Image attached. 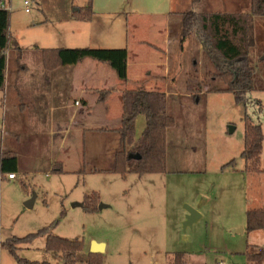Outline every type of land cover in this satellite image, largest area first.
<instances>
[{
	"label": "rangeland",
	"instance_id": "1",
	"mask_svg": "<svg viewBox=\"0 0 264 264\" xmlns=\"http://www.w3.org/2000/svg\"><path fill=\"white\" fill-rule=\"evenodd\" d=\"M24 1L29 2L28 13ZM224 1L209 0L206 9L202 4L188 8L198 12L220 11L217 6H223ZM85 2L0 0V7L10 12L11 37L22 49L10 51L7 116L0 112V149L13 150L19 161L14 179L0 180V240L23 237L54 223L49 230L51 235L83 242V250L75 255V264H88L92 241L106 248L100 253L101 264H175L176 255L180 254L183 264H246L248 246L264 249V229L245 231L246 211L264 210V90L248 94L251 103L247 105L236 104L230 93H207L204 86L220 88L222 84L207 77L213 67L193 34L182 48L179 37L170 47L166 54L169 74L158 80L156 74L150 77L158 84L159 91L167 94V114L174 119V126L167 130V164L163 174L141 177L128 174L122 178L117 174L74 173L82 165L85 169L105 168L117 148L114 133L87 132L81 143L75 134L77 128L72 127L67 142L62 143L63 134L57 133L56 126L49 127L42 121L33 129L13 121L18 106L32 100L31 83L43 73L49 75L41 65L36 46L66 47L69 43L59 41L55 35L69 32L62 20ZM241 8L236 12L247 10ZM33 20L45 24L30 28ZM171 20L173 29L181 33L180 19ZM119 21L121 34L129 35L130 43L142 39L160 44L147 24L141 23L139 30L128 34L124 18ZM130 21L135 20L130 18ZM252 31L254 45L249 56L264 87V18H253ZM143 57L150 60V52ZM131 73L126 84L115 73L113 77L123 88L124 84L127 89L143 88L139 85L141 81H132ZM189 82L199 83L201 87L196 99L187 89ZM58 98H48L44 104L55 106ZM63 98L73 106L77 96ZM106 103L116 107L115 94ZM245 115L261 126L259 173L246 172L240 156ZM140 119L135 122V139L144 128V118L140 116ZM75 141L84 155L70 152L69 143ZM61 148L68 150L69 155H60L57 161H62V168L68 172L51 173L52 158ZM107 149L109 158L105 154ZM93 193L98 196L97 207H105L86 212L81 203L84 196ZM188 207L201 213L191 225L183 224ZM44 247L45 238L41 237L19 246L16 254L31 262L63 264L60 257L46 252ZM0 264L17 263L1 249Z\"/></svg>",
	"mask_w": 264,
	"mask_h": 264
},
{
	"label": "trees",
	"instance_id": "2",
	"mask_svg": "<svg viewBox=\"0 0 264 264\" xmlns=\"http://www.w3.org/2000/svg\"><path fill=\"white\" fill-rule=\"evenodd\" d=\"M203 0H191L196 5ZM92 0H86L83 7L73 12L75 21L89 22L92 18ZM181 33L180 42L193 34L199 42L203 53L210 61L213 70L207 73L212 81H220L222 87L204 86L207 93L233 95L236 104L251 103L248 94L264 90L259 82L256 70L249 56L254 45L252 23L253 18H264V0H249V11L246 13L198 12L187 10L179 13ZM10 12L0 7V101H3L5 85V52L17 50L16 42L9 34ZM40 60L46 71H53L61 66H74L85 59L108 66L122 81H126L127 51L125 48H46L40 49ZM193 99L201 91L199 83H187ZM111 91H98L97 100L104 102ZM144 118V128L138 138L134 137L135 120ZM174 126V119L167 114L166 95L163 92L125 89L121 93V117L117 129L110 132L117 135L118 145L105 168L85 169L84 165L77 174H117L124 178L128 174L139 177L147 174H163L166 172V135ZM262 131L260 124H253L248 116H244L243 150L241 158L245 162V171L261 172L259 169L262 150ZM138 157V159L136 158ZM233 162L228 165H232ZM17 156L11 151H0V177L17 171ZM50 172L63 174L60 163H55ZM0 179V180H1ZM98 196L93 193L84 196L81 207L86 212L97 210ZM63 215V212H61ZM246 233L264 229V210L250 209L245 214ZM50 224L35 233L23 237H10L0 240V250L7 251L17 264H48L47 262H31L21 259L16 251L21 245L32 243L35 239L45 238V251L60 257L63 264H75V255L83 250L84 244L77 240H67L49 233ZM183 255H176L175 264H183ZM246 264H263L264 249L248 246L245 252ZM88 264H101V255L90 253Z\"/></svg>",
	"mask_w": 264,
	"mask_h": 264
},
{
	"label": "crops",
	"instance_id": "3",
	"mask_svg": "<svg viewBox=\"0 0 264 264\" xmlns=\"http://www.w3.org/2000/svg\"><path fill=\"white\" fill-rule=\"evenodd\" d=\"M92 1L93 15L89 22L75 21L72 18L73 12L71 15H67L65 20H62L61 23H66V26L69 27L70 30L65 35H63L62 32L58 35L56 34L55 36L59 41L69 44H66V47L58 46L56 48H125L127 51L125 82L129 81V74L132 72V81H141L139 85L143 87L134 90L160 92L158 84L152 81V78L150 77L153 74H156L155 77L158 80L159 78H163L169 74V61L166 54L169 53L170 47L175 44L177 37H179V39H177L180 42V33L176 28L173 29L174 27L172 24L174 25V23L171 19L177 18L179 20V13L189 9L188 7L192 5L191 0ZM208 1L209 0H203L198 4H202V8L204 7V9H206V7L210 5ZM223 3V6H217L218 9H221L220 11L212 10L200 12L246 13V11L249 9V0H225ZM238 8H247V10L245 12H236V9ZM121 18H124L125 27L129 31L128 34H130L131 31L133 32L135 29L139 30L141 27L140 24L144 23L147 24L151 30H153V36H155L157 39H160V44L153 45L147 40L142 39H138V41L130 43L128 40L129 35L122 36L121 34L119 21ZM130 18L134 19L135 21H130ZM133 22L138 23L139 27L134 25ZM44 24L45 23L42 20H33V22H30L29 27L33 28ZM116 24L118 25L116 26ZM9 34L11 36L10 27ZM185 41L186 40L179 43V48L183 47L182 44H184ZM35 49L40 50L46 48L36 46ZM11 50H7L5 52V85L3 91V101H0V112L2 116H7L8 110V108L5 106V99L8 89L7 70L11 61ZM147 52H150L151 54L150 60H146V58L143 57V54H146ZM105 66L106 65L104 64L85 59L77 65L61 66L53 71H46L43 68L46 72H48L47 74L49 75L47 76L43 73L40 75L41 78L31 83L32 100L29 103H21L18 106V112L14 114L13 121L16 122L17 125L22 124L27 128L33 129L36 128L42 121L47 123L49 127L56 126L58 129L57 133L59 135L63 134L62 143L67 142V138L70 137V131L72 130V127L77 128L75 129V134L78 140H81V143H84L85 134L87 132L104 133L117 129L119 127L121 117V93L127 88L125 87L126 83L124 82L125 84L123 88V85H120L114 79V72L110 68L107 69V66ZM98 91H111V93L106 101L99 102L97 100ZM18 94L20 95V92ZM113 94H115V97L118 101L117 106L115 105L116 107L114 108L111 107L110 104L106 105V102L112 97ZM65 95L77 96V98H75L73 101V106L67 104V100L63 98ZM165 95L167 94L165 93ZM53 96H59L55 106H47L44 104V100H47ZM138 120H142L140 119V116L139 118H136L135 122ZM3 123L5 124L4 121ZM113 135L115 136V143L118 145L117 135ZM19 136L20 135H15V137ZM69 150L70 152L74 150V155H84V152L79 150L78 146H76V141L75 143H69ZM0 151L14 152L13 150L6 148H1ZM101 153L103 154L104 152L102 151ZM109 153L110 150L107 149L105 154H107L108 158ZM60 155L65 157L64 155H69V151L62 148L61 150L59 149L56 155H54L52 158L51 167L55 163H60L61 167L63 166L62 161H57V158H59ZM17 164L19 167L18 159ZM76 171H74V173ZM67 172V170L63 169V173ZM187 210L188 213L183 224L191 225L201 217V213L198 209L188 207ZM105 249L106 248L103 245L102 252Z\"/></svg>",
	"mask_w": 264,
	"mask_h": 264
},
{
	"label": "water",
	"instance_id": "4",
	"mask_svg": "<svg viewBox=\"0 0 264 264\" xmlns=\"http://www.w3.org/2000/svg\"><path fill=\"white\" fill-rule=\"evenodd\" d=\"M136 158L138 159V157H136ZM103 207H105V206L98 205L97 209H101ZM101 247L103 248V244L102 243H95V242L92 241V243L90 245V251H91V253L100 254V253H102V250H100Z\"/></svg>",
	"mask_w": 264,
	"mask_h": 264
},
{
	"label": "built area",
	"instance_id": "5",
	"mask_svg": "<svg viewBox=\"0 0 264 264\" xmlns=\"http://www.w3.org/2000/svg\"><path fill=\"white\" fill-rule=\"evenodd\" d=\"M24 5L26 6L25 7V12H28L29 11V7H28L29 2L28 1H24ZM5 178L11 180V179L14 178V175L13 174H8V175L5 176ZM0 179H1V177H0Z\"/></svg>",
	"mask_w": 264,
	"mask_h": 264
},
{
	"label": "bare ground",
	"instance_id": "6",
	"mask_svg": "<svg viewBox=\"0 0 264 264\" xmlns=\"http://www.w3.org/2000/svg\"><path fill=\"white\" fill-rule=\"evenodd\" d=\"M95 248V247H94ZM100 250H102V247L100 248Z\"/></svg>",
	"mask_w": 264,
	"mask_h": 264
}]
</instances>
